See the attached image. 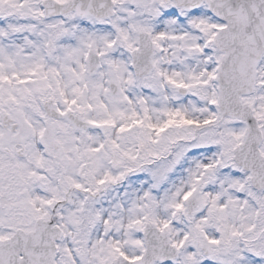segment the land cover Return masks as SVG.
Wrapping results in <instances>:
<instances>
[{
    "label": "snow or ice",
    "instance_id": "snow-or-ice-1",
    "mask_svg": "<svg viewBox=\"0 0 264 264\" xmlns=\"http://www.w3.org/2000/svg\"><path fill=\"white\" fill-rule=\"evenodd\" d=\"M0 264H264V0H0Z\"/></svg>",
    "mask_w": 264,
    "mask_h": 264
}]
</instances>
